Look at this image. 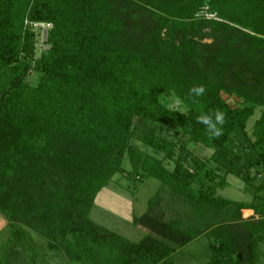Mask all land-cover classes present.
<instances>
[{
	"label": "trees",
	"instance_id": "trees-1",
	"mask_svg": "<svg viewBox=\"0 0 264 264\" xmlns=\"http://www.w3.org/2000/svg\"><path fill=\"white\" fill-rule=\"evenodd\" d=\"M117 175L160 181L138 241L91 217ZM229 175L251 200L219 194ZM0 214V264H178L201 236L202 264H264V0H0Z\"/></svg>",
	"mask_w": 264,
	"mask_h": 264
},
{
	"label": "rangeland",
	"instance_id": "rangeland-1",
	"mask_svg": "<svg viewBox=\"0 0 264 264\" xmlns=\"http://www.w3.org/2000/svg\"><path fill=\"white\" fill-rule=\"evenodd\" d=\"M43 37L40 35L39 47L47 48L48 46L42 45ZM171 107H180V101L173 96L168 98ZM229 101L233 104L238 103L236 97H230ZM260 109H256L254 115L248 121V128L251 131L255 121L260 117ZM137 122L140 123L141 119L138 118ZM180 128H174L168 131V137L177 140L180 138ZM178 131V132H176ZM187 136L183 137L182 141L187 140ZM137 145H139L136 142ZM189 148L195 150L198 154L204 158L208 157L212 152V149L204 146L200 143H190ZM148 152L162 156L160 152L155 151L151 147H147ZM131 163L129 159H125L124 167L130 168ZM134 176L128 178L126 176L117 175L114 180L104 186L98 193L95 204L91 211V217L103 224L104 226L120 233L124 237L131 240L138 241L146 233L147 229L141 225H135L133 223L134 216L142 215L148 208V202L151 196H153L160 185V181L155 178H142L137 179ZM229 185L224 189L219 190V194L225 197H229L235 200H251L252 195L244 192V183L241 179L234 175L228 176ZM258 182V181H257ZM252 210V209H251ZM254 212H245L242 209V215L249 217ZM7 220L0 214V240L6 236ZM211 255L210 241L206 236H201L196 240L189 243L178 254V264H202L209 260ZM50 264H65L64 261L58 259H52Z\"/></svg>",
	"mask_w": 264,
	"mask_h": 264
},
{
	"label": "clouds",
	"instance_id": "clouds-1",
	"mask_svg": "<svg viewBox=\"0 0 264 264\" xmlns=\"http://www.w3.org/2000/svg\"><path fill=\"white\" fill-rule=\"evenodd\" d=\"M206 93L204 85H194L189 89V94L198 98ZM194 103L196 100L194 99ZM196 122L205 127L206 135L209 139H219L223 135V126L226 123V113L220 109L212 110L208 113L202 112L196 117Z\"/></svg>",
	"mask_w": 264,
	"mask_h": 264
},
{
	"label": "built area",
	"instance_id": "built-area-1",
	"mask_svg": "<svg viewBox=\"0 0 264 264\" xmlns=\"http://www.w3.org/2000/svg\"><path fill=\"white\" fill-rule=\"evenodd\" d=\"M34 27L41 29V35L47 37L48 31L52 27V23L36 22L34 23ZM46 37H43V41L46 39Z\"/></svg>",
	"mask_w": 264,
	"mask_h": 264
},
{
	"label": "crops",
	"instance_id": "crops-1",
	"mask_svg": "<svg viewBox=\"0 0 264 264\" xmlns=\"http://www.w3.org/2000/svg\"><path fill=\"white\" fill-rule=\"evenodd\" d=\"M245 212H250V211H253L251 209H243Z\"/></svg>",
	"mask_w": 264,
	"mask_h": 264
}]
</instances>
